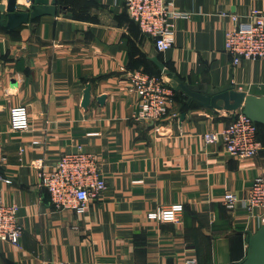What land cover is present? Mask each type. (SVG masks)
<instances>
[{"label": "crops", "instance_id": "obj_1", "mask_svg": "<svg viewBox=\"0 0 264 264\" xmlns=\"http://www.w3.org/2000/svg\"><path fill=\"white\" fill-rule=\"evenodd\" d=\"M57 1L56 16L14 31L0 26V139L6 156L0 176L13 180L0 179V192L5 202L19 205L23 227L20 246L0 240V264L241 261L246 233L256 231L257 222L240 206L229 210L223 197L229 191L242 195L264 171V143L250 159L231 156L221 142L207 144L204 133L224 129L231 116L188 107L180 93L171 108L179 119L136 120L130 75L157 74L151 57L158 54L192 83L232 84L264 95V60L232 63L225 49L230 19L220 15L264 13V0H175L176 9L191 16L176 21L175 44L164 52L130 18L124 0ZM17 3V10H28L31 0ZM88 84L91 102L84 107ZM19 105L28 107L26 131L10 125V108ZM79 148L99 155L108 185L82 214L57 209L31 165L44 158L53 167ZM179 202L185 205L183 223L156 219L158 206Z\"/></svg>", "mask_w": 264, "mask_h": 264}, {"label": "built area", "instance_id": "obj_2", "mask_svg": "<svg viewBox=\"0 0 264 264\" xmlns=\"http://www.w3.org/2000/svg\"><path fill=\"white\" fill-rule=\"evenodd\" d=\"M124 6L130 18L153 39L158 52L174 46L176 21L191 16V13L177 10L175 0H124ZM220 15L230 19V25L225 29V49L232 63L238 65L243 59L264 60V13L251 9L244 17L226 11H221ZM130 83L138 97L134 114L136 120L154 123L167 117L179 119V115L171 109L176 92L164 75L138 70L130 75ZM227 113L232 118L231 123L222 130L204 133V141L207 144L221 142L226 151L238 159L256 157L262 149L257 123L241 108ZM10 125L14 131L29 129L26 105L10 108ZM5 161L4 143L0 139V165ZM31 165L57 209L69 208L82 214L90 200L98 198L108 188L99 155L81 148L61 155L53 167H49L44 158L33 160ZM0 179L7 184L13 183L11 178L2 175ZM223 200L229 210L240 206L254 218L257 231L264 225V171L253 179L242 195L229 191ZM184 211L185 205L179 202L160 205L154 214L159 222L181 224ZM18 213L19 205L5 202L0 192V240L16 246L21 245L23 235ZM182 264L199 263L195 258H188Z\"/></svg>", "mask_w": 264, "mask_h": 264}, {"label": "water", "instance_id": "obj_3", "mask_svg": "<svg viewBox=\"0 0 264 264\" xmlns=\"http://www.w3.org/2000/svg\"><path fill=\"white\" fill-rule=\"evenodd\" d=\"M17 0H8L7 5L0 4V24L9 30H14L23 24H32L36 19L51 15L56 16L61 7L57 0H31L28 10H17ZM158 70L167 78L174 91L184 95L189 105L208 108L214 111L231 112L242 109L254 122L264 125V95L258 96L237 89L229 84L224 87H211L192 83L168 68L159 59L158 54L151 57ZM106 96L99 97L103 104ZM91 102V85L88 84L82 105L88 107ZM185 118L183 113L181 120ZM244 234V231H240ZM247 252L244 258L235 264H264V225L255 233H246Z\"/></svg>", "mask_w": 264, "mask_h": 264}, {"label": "trees", "instance_id": "obj_4", "mask_svg": "<svg viewBox=\"0 0 264 264\" xmlns=\"http://www.w3.org/2000/svg\"><path fill=\"white\" fill-rule=\"evenodd\" d=\"M0 26L1 27H3V28H5L3 25H1L0 24ZM5 29H7V28H5ZM10 31H14V30H10ZM158 75H161L162 73L159 71L158 73H157ZM176 92V91H175ZM176 93H179V92H176ZM187 106L188 107H196V106H194V105H189V104H187ZM257 126H258V136H259V139L264 143V125H262V124H259V123H257Z\"/></svg>", "mask_w": 264, "mask_h": 264}, {"label": "rangeland", "instance_id": "obj_5", "mask_svg": "<svg viewBox=\"0 0 264 264\" xmlns=\"http://www.w3.org/2000/svg\"><path fill=\"white\" fill-rule=\"evenodd\" d=\"M165 77H166V76H165ZM166 79H168V81H169V78L166 77Z\"/></svg>", "mask_w": 264, "mask_h": 264}]
</instances>
